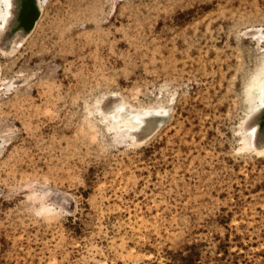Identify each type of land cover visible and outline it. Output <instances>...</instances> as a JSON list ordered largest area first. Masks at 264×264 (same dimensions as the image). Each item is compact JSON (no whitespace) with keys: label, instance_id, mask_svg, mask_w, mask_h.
Instances as JSON below:
<instances>
[{"label":"rangeland","instance_id":"374dc122","mask_svg":"<svg viewBox=\"0 0 264 264\" xmlns=\"http://www.w3.org/2000/svg\"><path fill=\"white\" fill-rule=\"evenodd\" d=\"M257 28L264 0H45L0 48V264H264ZM112 98L172 114L131 145Z\"/></svg>","mask_w":264,"mask_h":264},{"label":"bare ground","instance_id":"6f19581e","mask_svg":"<svg viewBox=\"0 0 264 264\" xmlns=\"http://www.w3.org/2000/svg\"><path fill=\"white\" fill-rule=\"evenodd\" d=\"M44 1L0 0V48L3 51H14L23 41L18 29L24 27L23 32L27 33L32 30L35 19L44 11ZM250 34L258 44V53L245 82L243 102L246 117L253 115L244 123L241 132L251 152L260 155L264 153V30L257 28ZM172 108L173 105L164 103L163 99L158 100L155 105L133 107L124 98H112L107 102L105 110H98L105 122L104 130L115 140H126L131 145H139L166 125ZM138 133L140 138L137 139ZM1 144L0 141V146Z\"/></svg>","mask_w":264,"mask_h":264}]
</instances>
